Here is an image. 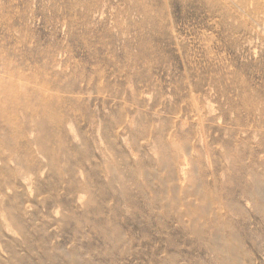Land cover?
<instances>
[{"label": "rangeland", "instance_id": "rangeland-1", "mask_svg": "<svg viewBox=\"0 0 264 264\" xmlns=\"http://www.w3.org/2000/svg\"><path fill=\"white\" fill-rule=\"evenodd\" d=\"M0 264H264V0H0Z\"/></svg>", "mask_w": 264, "mask_h": 264}, {"label": "bare ground", "instance_id": "bare-ground-1", "mask_svg": "<svg viewBox=\"0 0 264 264\" xmlns=\"http://www.w3.org/2000/svg\"><path fill=\"white\" fill-rule=\"evenodd\" d=\"M45 90V89H44ZM201 112V111H200ZM203 116V115H202ZM195 118V117H194ZM201 121V120H200ZM186 122V121H185ZM203 132V131H202ZM181 161V160H180ZM181 163H183V162H181ZM186 165V164H185ZM181 169V168H180ZM185 169V168H184Z\"/></svg>", "mask_w": 264, "mask_h": 264}]
</instances>
